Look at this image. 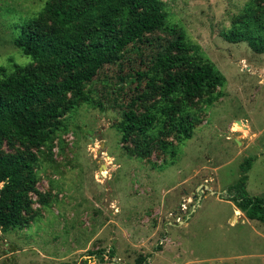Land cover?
Returning <instances> with one entry per match:
<instances>
[{"label": "rangeland", "instance_id": "rangeland-1", "mask_svg": "<svg viewBox=\"0 0 264 264\" xmlns=\"http://www.w3.org/2000/svg\"><path fill=\"white\" fill-rule=\"evenodd\" d=\"M51 1L0 0V78L32 62L14 40ZM160 1L162 19L69 97L54 147L35 150L48 205L35 196V222L0 227V264H99L90 253L103 249L104 264H264V223L231 224L228 199L248 157L247 191L264 198V54L225 37L249 0ZM167 96L188 100L191 136L156 126ZM129 120L155 127L147 138L122 132Z\"/></svg>", "mask_w": 264, "mask_h": 264}, {"label": "trees", "instance_id": "trees-1", "mask_svg": "<svg viewBox=\"0 0 264 264\" xmlns=\"http://www.w3.org/2000/svg\"><path fill=\"white\" fill-rule=\"evenodd\" d=\"M162 11L160 0H54L38 17L21 25L14 44L32 62L0 78V184H3L0 227L3 230L28 227L35 222L38 216L35 196L43 206L48 205L37 188L39 158L35 150L54 147V138L49 136L63 127L60 118L73 102L69 97L78 98L106 66L123 61L128 48L144 39L151 32L152 23L162 19ZM225 37L231 43L247 42L253 51L264 54V4L249 0ZM125 78L121 76L118 84ZM205 78L207 84L202 94L211 84ZM173 85L179 87L180 98L184 99L185 80ZM215 100V96L206 99L210 104ZM187 102L181 100L182 104L175 105L172 98L164 97L155 106L156 126L168 124L179 136H191V124L196 118ZM160 115L162 120L158 119ZM128 122L122 132L141 133L143 138L155 127L148 120ZM254 162L253 157H248L241 163V175L230 187L228 199L247 219L264 223V198L247 191L248 173ZM90 254L97 257L99 264H104L107 249ZM108 255L115 258L113 247ZM146 261L140 258L137 264Z\"/></svg>", "mask_w": 264, "mask_h": 264}, {"label": "crops", "instance_id": "crops-1", "mask_svg": "<svg viewBox=\"0 0 264 264\" xmlns=\"http://www.w3.org/2000/svg\"><path fill=\"white\" fill-rule=\"evenodd\" d=\"M234 213L235 214L233 215V217L231 218V221H230L231 224H234L238 220L246 219V217L244 216V214L241 211L237 210L236 207H235ZM237 217H238V219H237Z\"/></svg>", "mask_w": 264, "mask_h": 264}, {"label": "bare ground", "instance_id": "bare-ground-1", "mask_svg": "<svg viewBox=\"0 0 264 264\" xmlns=\"http://www.w3.org/2000/svg\"><path fill=\"white\" fill-rule=\"evenodd\" d=\"M239 129H241V130H244L245 129V127L243 126V125H240L239 126ZM106 166V165H105ZM100 173V172H99ZM104 174H106V173H104ZM101 175V174H100Z\"/></svg>", "mask_w": 264, "mask_h": 264}, {"label": "water", "instance_id": "water-1", "mask_svg": "<svg viewBox=\"0 0 264 264\" xmlns=\"http://www.w3.org/2000/svg\"><path fill=\"white\" fill-rule=\"evenodd\" d=\"M240 124V122H238ZM93 139V138H92ZM94 142V141H93Z\"/></svg>", "mask_w": 264, "mask_h": 264}]
</instances>
